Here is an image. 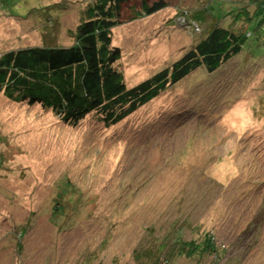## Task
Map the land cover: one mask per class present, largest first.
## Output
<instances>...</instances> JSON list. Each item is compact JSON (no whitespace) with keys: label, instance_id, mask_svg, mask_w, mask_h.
<instances>
[{"label":"rangeland","instance_id":"374dc122","mask_svg":"<svg viewBox=\"0 0 264 264\" xmlns=\"http://www.w3.org/2000/svg\"><path fill=\"white\" fill-rule=\"evenodd\" d=\"M165 1L112 28L128 85L194 45L199 11L242 0ZM91 2L0 0V53L69 44ZM237 60L210 78L194 71L109 126L92 115L71 126L0 91V264H144L133 251L188 220L183 237L212 233L219 264H264V70L235 71Z\"/></svg>","mask_w":264,"mask_h":264},{"label":"trees","instance_id":"16d2710c","mask_svg":"<svg viewBox=\"0 0 264 264\" xmlns=\"http://www.w3.org/2000/svg\"><path fill=\"white\" fill-rule=\"evenodd\" d=\"M166 4L165 0H92L75 29L69 30V44L27 45L1 52L0 91L15 102L40 104L71 126L87 115L109 126L194 71L202 70L210 78L235 59H243L235 71L259 61L264 70V0H242L229 11L225 5L217 12L208 7L199 11L191 23L200 32L194 45L169 66L128 85L116 65L121 48L112 42V28L151 15ZM125 7L127 19L123 17ZM65 208L59 199L52 207L51 218L57 226ZM191 225V220L181 221L182 228L151 240L148 247L140 246L133 254L136 259L144 258V264H172L181 256L194 257L197 263L206 255L219 264L220 251L212 233H202L199 239L183 237L185 227ZM153 230L149 228L150 235ZM91 258L88 255L84 264Z\"/></svg>","mask_w":264,"mask_h":264}]
</instances>
